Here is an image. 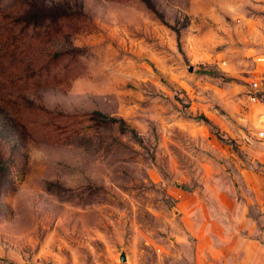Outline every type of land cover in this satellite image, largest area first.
Wrapping results in <instances>:
<instances>
[{
    "label": "rangeland",
    "instance_id": "rangeland-1",
    "mask_svg": "<svg viewBox=\"0 0 264 264\" xmlns=\"http://www.w3.org/2000/svg\"><path fill=\"white\" fill-rule=\"evenodd\" d=\"M0 264H264V0H0Z\"/></svg>",
    "mask_w": 264,
    "mask_h": 264
},
{
    "label": "trees",
    "instance_id": "trees-1",
    "mask_svg": "<svg viewBox=\"0 0 264 264\" xmlns=\"http://www.w3.org/2000/svg\"><path fill=\"white\" fill-rule=\"evenodd\" d=\"M105 120H107L108 122L110 123H114L116 125H118V127L121 129V130H129V128L125 125V123L121 120H117V119H112V118H107V117H104Z\"/></svg>",
    "mask_w": 264,
    "mask_h": 264
},
{
    "label": "water",
    "instance_id": "water-1",
    "mask_svg": "<svg viewBox=\"0 0 264 264\" xmlns=\"http://www.w3.org/2000/svg\"><path fill=\"white\" fill-rule=\"evenodd\" d=\"M190 71H192V69H190ZM120 261H121V262H126V256H125L124 253L121 254V256H120Z\"/></svg>",
    "mask_w": 264,
    "mask_h": 264
},
{
    "label": "built area",
    "instance_id": "built-area-1",
    "mask_svg": "<svg viewBox=\"0 0 264 264\" xmlns=\"http://www.w3.org/2000/svg\"><path fill=\"white\" fill-rule=\"evenodd\" d=\"M255 86H257V85H255Z\"/></svg>",
    "mask_w": 264,
    "mask_h": 264
}]
</instances>
